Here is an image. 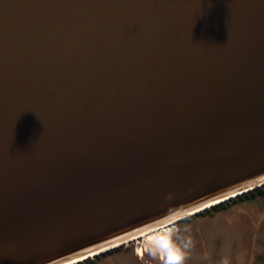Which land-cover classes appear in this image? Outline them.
Here are the masks:
<instances>
[{
	"label": "water",
	"instance_id": "water-1",
	"mask_svg": "<svg viewBox=\"0 0 264 264\" xmlns=\"http://www.w3.org/2000/svg\"><path fill=\"white\" fill-rule=\"evenodd\" d=\"M263 184L264 0H0V264Z\"/></svg>",
	"mask_w": 264,
	"mask_h": 264
},
{
	"label": "rangeland",
	"instance_id": "rangeland-1",
	"mask_svg": "<svg viewBox=\"0 0 264 264\" xmlns=\"http://www.w3.org/2000/svg\"><path fill=\"white\" fill-rule=\"evenodd\" d=\"M170 227V235L161 234L159 248L139 238L88 264H249V256H254V264H264V196L240 200L214 214L196 215ZM179 228L183 232L177 236ZM175 242L177 252L171 247ZM173 254L179 260L172 261Z\"/></svg>",
	"mask_w": 264,
	"mask_h": 264
},
{
	"label": "bare ground",
	"instance_id": "bare-ground-1",
	"mask_svg": "<svg viewBox=\"0 0 264 264\" xmlns=\"http://www.w3.org/2000/svg\"><path fill=\"white\" fill-rule=\"evenodd\" d=\"M218 201L219 200H213L212 202H209V203L205 204L202 207L210 206V205H212L214 203H217ZM202 207L195 208V209H193L191 211H188V212H183V213L178 214V215H176L174 217H171V218H169L167 220H164V221H162V222H160L158 224H155V225L150 226L148 228H145V229H143L141 231H138V232H136L134 234H131L129 236H126V237H123L121 239H118V240H116L114 242L109 243L108 246L107 245L105 247L103 246L104 248L101 247V248H99V249H97V250H95V251H93L91 253H88L87 255H93L94 253L98 252V250H100V249L104 250L107 247L119 245L121 243L124 244V243H127V242L135 241V240H137L139 238L142 239V240L148 241L153 246H156L157 248H159V238L161 237V234H167V235L171 234V227L170 226L173 225L172 222L175 219H178V218H180L182 216H185V215H188L190 213H193V212L197 211L198 209H201ZM87 255H85V256H87ZM80 259H83V257L75 258L74 260H72L70 262H65V263H62V264H67V263L79 261Z\"/></svg>",
	"mask_w": 264,
	"mask_h": 264
},
{
	"label": "trees",
	"instance_id": "trees-1",
	"mask_svg": "<svg viewBox=\"0 0 264 264\" xmlns=\"http://www.w3.org/2000/svg\"><path fill=\"white\" fill-rule=\"evenodd\" d=\"M261 196H264V186H261L257 189H254L252 191H249L247 193H244L242 195H239L229 201H226V202H223L221 204H218L214 207H212L210 210H206L205 211V214L208 215V214H213L214 212L220 210L221 208H223L224 205L226 204H230V203H234V202H238L240 200H244V199H247V200H254L256 199L257 197H261ZM80 264H83V263H80Z\"/></svg>",
	"mask_w": 264,
	"mask_h": 264
},
{
	"label": "flooded vegetation",
	"instance_id": "flooded-vegetation-1",
	"mask_svg": "<svg viewBox=\"0 0 264 264\" xmlns=\"http://www.w3.org/2000/svg\"><path fill=\"white\" fill-rule=\"evenodd\" d=\"M179 231H181L180 234H182V232H183V230H182L181 228H179L178 232L176 233L177 236L180 235V234H179ZM161 247H163V246H161ZM171 247L174 249L173 252H175V251L177 252L178 242H175V244L171 245ZM165 249L167 250L168 248L165 247ZM118 250H121V247H120V248H117V249H114V250H111V251H109V252H106V253H104V254H101V255L97 256L96 258H97V260L99 261V260H101L102 258L106 257L107 255L112 254V253H114L115 251H118ZM252 253H253V252H252ZM248 255H249V254L244 255V259L247 260V258L252 257V260L250 259V263H249V264H254V256H249V257H248ZM98 261H96V263H97ZM242 261H243V260H242ZM172 263L175 264V262H172Z\"/></svg>",
	"mask_w": 264,
	"mask_h": 264
},
{
	"label": "clouds",
	"instance_id": "clouds-1",
	"mask_svg": "<svg viewBox=\"0 0 264 264\" xmlns=\"http://www.w3.org/2000/svg\"><path fill=\"white\" fill-rule=\"evenodd\" d=\"M171 260H172V261L179 260V256H178V255H175V254H173V256L171 257Z\"/></svg>",
	"mask_w": 264,
	"mask_h": 264
}]
</instances>
